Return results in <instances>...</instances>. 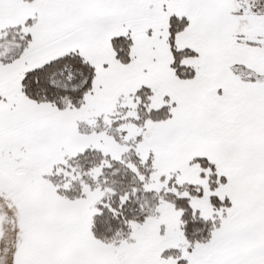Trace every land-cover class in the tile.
<instances>
[{
  "label": "snow or ice",
  "instance_id": "1",
  "mask_svg": "<svg viewBox=\"0 0 264 264\" xmlns=\"http://www.w3.org/2000/svg\"><path fill=\"white\" fill-rule=\"evenodd\" d=\"M0 264H264V0H0Z\"/></svg>",
  "mask_w": 264,
  "mask_h": 264
}]
</instances>
